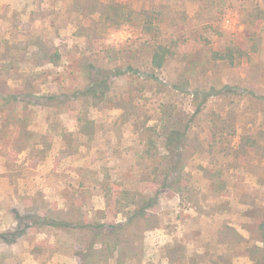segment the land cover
Here are the masks:
<instances>
[{
    "label": "rangeland",
    "instance_id": "obj_1",
    "mask_svg": "<svg viewBox=\"0 0 264 264\" xmlns=\"http://www.w3.org/2000/svg\"><path fill=\"white\" fill-rule=\"evenodd\" d=\"M142 8L162 13V69ZM148 126L162 152L185 131L169 189L99 219L112 182L146 189ZM262 136L264 0H0V264H264Z\"/></svg>",
    "mask_w": 264,
    "mask_h": 264
},
{
    "label": "trees",
    "instance_id": "obj_2",
    "mask_svg": "<svg viewBox=\"0 0 264 264\" xmlns=\"http://www.w3.org/2000/svg\"><path fill=\"white\" fill-rule=\"evenodd\" d=\"M110 11H112L114 14L118 16L125 15L124 7H122L121 3L115 2L109 4ZM95 11L93 9L91 12ZM158 13L157 17H155L153 14ZM138 19L143 21V29L146 34L150 35L152 34L154 36L155 41L153 42V45H148L150 50V62L151 66L155 69H162L170 56L173 55V49L171 45H167L166 43L159 41V35H160V21L163 20L161 15V12H158L156 9H149V8H142L138 10L137 12ZM159 16V17H158ZM157 22V23H156ZM48 61L51 63H58L61 59V53L58 49H50L47 53ZM213 59L216 60H229L231 63H234L235 57L233 54V51H226V52H220L215 51L213 52ZM152 77V76H150ZM175 88H179L181 85L178 83L174 84ZM182 87V86H181ZM109 89L108 88H102L100 91H98L95 87L88 88L87 94L92 96L93 98L103 99L108 94ZM190 93L193 95V98L196 96V91L191 90ZM120 108L125 109L128 105V101L120 102ZM156 127L148 126V128L145 131V147L142 151L138 154V160H141L143 158L148 160V165L143 168L144 174L146 175V189L145 190H152L153 192L145 193V190H134L131 188H126L123 186L122 182H112V186L114 187V192H112V189L108 187V190L105 192V198L107 202V208H100L96 210V215L99 219H104L108 215V211H115L116 213L124 211L125 208L128 206L133 205L134 208L130 210V223H133L134 218L143 217L146 215V211L148 208L155 205L156 201L159 198V195L162 192H165L167 189H169V183H170V173L171 171H174L177 169V158L179 156L180 148L183 147V141L185 139V131L178 127H169L168 132H163L159 138L161 139V143L163 144V147L166 148L164 152L160 151L159 148L153 149V147L156 145V139L152 137V133L150 130L155 129ZM82 133L83 134H91L94 133V125L92 123L84 124L82 127ZM62 138L65 140H69V143L72 142V135L63 133ZM264 139V136L260 137ZM251 143L250 146L247 147L246 151H251V153L254 151L256 144L260 143L259 138L252 136L251 137ZM22 144L25 145V142ZM26 147V146H24ZM248 151V152H249ZM110 184V185H111ZM109 209V210H108ZM129 212V211H128ZM53 226H61L64 225L60 222L52 221L49 223ZM105 225L104 222L99 224ZM112 228H118L119 223H113L110 224ZM65 226V225H64ZM121 228V227H120ZM123 263L122 260H118V264Z\"/></svg>",
    "mask_w": 264,
    "mask_h": 264
}]
</instances>
